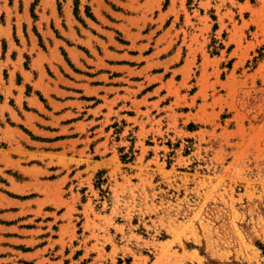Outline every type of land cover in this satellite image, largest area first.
Segmentation results:
<instances>
[{
    "label": "rangeland",
    "instance_id": "rangeland-1",
    "mask_svg": "<svg viewBox=\"0 0 264 264\" xmlns=\"http://www.w3.org/2000/svg\"><path fill=\"white\" fill-rule=\"evenodd\" d=\"M19 210V264H264V0H0Z\"/></svg>",
    "mask_w": 264,
    "mask_h": 264
},
{
    "label": "crops",
    "instance_id": "crops-1",
    "mask_svg": "<svg viewBox=\"0 0 264 264\" xmlns=\"http://www.w3.org/2000/svg\"><path fill=\"white\" fill-rule=\"evenodd\" d=\"M34 209V208H31ZM32 211V210H31ZM25 213H28V211L26 210L24 213L21 212L19 210V216L21 219H19L16 223V225H12V224H4V223H0V254H8L7 251H12L13 255H10V257L19 259V256L23 257L24 259L26 258H30L31 255H29V253L26 252H22L19 254L18 250H15L10 244H19V241L22 242H28V241H32V242H36L38 241L39 237H38V229L34 228L32 230V234H30V238H22L20 234H23V237H25V233L27 232V230L22 227L19 226V224L25 223V220H28L29 217H23ZM16 231L17 233H15V235H11L10 233L11 230ZM9 259V256L5 255L0 257V264H19L18 260L17 261H12V262H6Z\"/></svg>",
    "mask_w": 264,
    "mask_h": 264
}]
</instances>
